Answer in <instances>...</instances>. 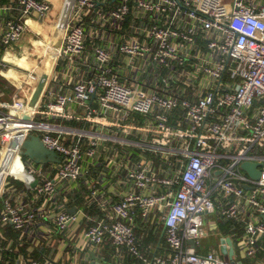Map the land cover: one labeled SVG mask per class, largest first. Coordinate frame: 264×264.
I'll return each instance as SVG.
<instances>
[{"label": "built area", "instance_id": "2783aa9c", "mask_svg": "<svg viewBox=\"0 0 264 264\" xmlns=\"http://www.w3.org/2000/svg\"><path fill=\"white\" fill-rule=\"evenodd\" d=\"M64 8L45 97L33 112L0 111V223L32 240L40 223L77 234L104 264H264V0H73L62 30ZM50 9L43 0L0 3V72L28 20ZM137 115L140 151L117 153L114 144L130 132L121 122ZM52 117L87 123L78 129L86 141L55 136L44 122ZM31 134L60 162L24 156L20 144ZM14 159L36 178L30 190L18 187ZM244 162L256 164L257 179ZM105 179L107 193L96 185ZM94 205L102 215L89 212ZM211 214L228 233L205 252ZM146 227L163 229L165 253L142 251L136 229ZM226 237L229 257L220 249L229 251Z\"/></svg>", "mask_w": 264, "mask_h": 264}, {"label": "crops", "instance_id": "0c3cea01", "mask_svg": "<svg viewBox=\"0 0 264 264\" xmlns=\"http://www.w3.org/2000/svg\"><path fill=\"white\" fill-rule=\"evenodd\" d=\"M9 1L10 0H1L0 3L7 4ZM43 1H46L51 9L41 22L34 18L28 20V32L20 44V49L24 51L25 57H17L18 55L16 52L11 49L7 50L5 53V58L10 65H12V68L0 72V111L7 110L10 107L17 108V106L24 105L32 108L31 103L33 101L34 91L39 82L42 80L45 84L41 90L43 94L40 93L36 98V101L43 100L46 93H44V91L51 85L50 80L55 72V55L49 51V47L51 45L59 47L61 44L62 37H60V31L57 29L56 20L64 8L65 0ZM65 20L66 17L62 20V26H60L62 30L64 29ZM35 36H38V39H36ZM2 52H4L3 49ZM31 72H37L36 74L39 75L38 81L32 82L29 79L28 74ZM91 102H93L94 105L96 99L93 98ZM71 110L76 113L79 112V108L75 104L71 105ZM140 117L141 116L137 115L135 116V120H132L130 116L128 119L121 122L130 129V132L121 135L122 140L114 144L117 148V153L131 152L137 154L140 151L138 144L141 139L140 129L142 128V124L139 121ZM137 121H139V123ZM44 122H47L54 128V130H56L53 133L55 136H59L68 142L74 141L81 143L86 141L84 136L78 134V129L83 128L89 130V125L87 123L77 121L73 118L68 119L63 117L45 118ZM110 142L103 143L99 148V154L101 156L105 155L108 148H110ZM106 173L108 172L106 171ZM91 177L95 178L96 174L93 173ZM91 177L88 176V181ZM107 178H109V174L107 175ZM109 181L105 179V182H96V185L98 189L107 193L108 187L111 184ZM16 182L20 188L26 190L31 189H27L22 181ZM7 187L8 186L5 184V189ZM3 189L1 183L0 211L4 204V198L1 195ZM83 199V196L80 198L78 196H73L70 201V209L80 205ZM88 210L91 214L97 216H100L103 213L102 209L95 205ZM222 222L228 232L227 223L224 220H222ZM214 225V223H209L210 228ZM39 227L41 229L40 234L35 236L34 240H32L30 236H28L26 230L16 231L11 225L0 223V264H23L32 260L44 263L47 259L53 261L54 264L89 263L92 252L89 250V246H86V241L83 238L76 234L70 239V237L68 238L63 234L58 233L51 226H45L44 223H40ZM151 229L152 228L148 229L147 227L144 229H136L138 237L143 236L142 251L150 257L166 252L164 249L163 229L158 228L156 232H153ZM77 238L78 241H80L79 244L77 243ZM204 247L206 249V246ZM110 250L109 247H106L102 251ZM126 263L130 264L128 261H126Z\"/></svg>", "mask_w": 264, "mask_h": 264}, {"label": "water", "instance_id": "95a60500", "mask_svg": "<svg viewBox=\"0 0 264 264\" xmlns=\"http://www.w3.org/2000/svg\"><path fill=\"white\" fill-rule=\"evenodd\" d=\"M69 5H67L64 8L63 12V19L66 17L67 13L69 12L73 0H68ZM45 82L40 81L36 90L34 91V96H33V101L31 103L32 106L36 105V98L40 94L42 88L44 87ZM35 100V101H34ZM20 147L22 149V154L32 160H34L36 163H48V162H60V156L54 151L50 150L45 145L43 144L41 138L38 135L31 134L29 137L26 139H23V141L20 144ZM21 167H20V173L21 175H18V178L20 181H22L27 189L32 188L36 184V178L33 175H30L28 173H25L23 169L22 162ZM241 168L248 173V175L254 179H257L259 176V171L256 169V164L255 163H250V162H244L241 164ZM1 184V183H0ZM221 242H226L230 248L229 251L227 252L226 246L222 245L220 247L223 255L225 257H229L233 253V248H232V241L229 237H226L221 240ZM88 264H104L103 262H100L98 257L92 253L90 256V260Z\"/></svg>", "mask_w": 264, "mask_h": 264}, {"label": "rangeland", "instance_id": "374dc122", "mask_svg": "<svg viewBox=\"0 0 264 264\" xmlns=\"http://www.w3.org/2000/svg\"><path fill=\"white\" fill-rule=\"evenodd\" d=\"M39 21L41 22L42 20H39ZM27 32L28 31H26V33ZM26 33L24 34V36L26 35ZM24 36L21 38V40L13 48V51H15L16 54L18 55L17 57H25L23 55V51L18 49L20 47V44H21ZM35 37H36V39H38L37 38L38 36H35ZM10 68H12V65L9 64V66H6L5 69H10ZM33 73L36 75V77L39 78V75L36 74L37 72H33ZM50 87H51V85H50ZM40 93H42V92H40ZM34 107L35 106H32V108H34ZM34 110H31V111L33 112ZM2 169L3 168L0 167V170H2ZM209 223H211V224L214 223L215 225L212 228H210V226L207 225V222H205V231L207 232V237L202 241L203 245L206 246L205 252L208 250L209 245H218L222 235L228 233L226 231L225 226L223 225L222 220L219 219L218 217H216V215L211 214L209 216ZM79 242L80 241H78V238H77V243L79 244Z\"/></svg>", "mask_w": 264, "mask_h": 264}, {"label": "bare ground", "instance_id": "6f19581e", "mask_svg": "<svg viewBox=\"0 0 264 264\" xmlns=\"http://www.w3.org/2000/svg\"><path fill=\"white\" fill-rule=\"evenodd\" d=\"M26 110L29 112V111H31V110H33V108H31L30 106L29 107H27L26 108ZM14 166H17V171H16V173L18 174V175H21V174H19L20 173V167H21V163L17 160V159H14ZM1 167L3 168V165H1ZM5 168V167H4ZM2 174V173H1Z\"/></svg>", "mask_w": 264, "mask_h": 264}]
</instances>
